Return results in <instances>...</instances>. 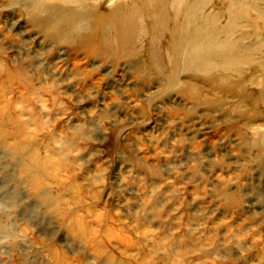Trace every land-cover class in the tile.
I'll return each instance as SVG.
<instances>
[{"label":"rangeland","instance_id":"rangeland-1","mask_svg":"<svg viewBox=\"0 0 264 264\" xmlns=\"http://www.w3.org/2000/svg\"><path fill=\"white\" fill-rule=\"evenodd\" d=\"M247 1L240 31L264 45V0ZM26 2L0 0V85L17 64L34 87L0 91V264H264V109L189 70L169 86L145 46L87 56L40 31ZM34 151L57 165L37 190L22 174ZM77 216L93 234L72 230Z\"/></svg>","mask_w":264,"mask_h":264},{"label":"bare ground","instance_id":"bare-ground-1","mask_svg":"<svg viewBox=\"0 0 264 264\" xmlns=\"http://www.w3.org/2000/svg\"><path fill=\"white\" fill-rule=\"evenodd\" d=\"M26 1L20 10L40 31L81 48L87 56L128 57L138 55L145 46V58L157 71L164 60L170 66L169 86L180 72L189 70L207 83L211 92L226 90L246 106L264 109V45L257 40L247 42L250 33L240 31L242 21L251 25L255 21L247 0H225L222 7L221 0H124L107 9L105 5L112 0ZM210 5L217 11L207 12ZM222 13L228 18L225 25L219 23ZM15 65L6 70L7 85H0V91H34L31 77ZM246 117L252 120L254 114ZM10 133L13 149H26L25 140L31 139L26 126L19 125ZM259 135L264 139V134ZM0 138L6 136L2 133ZM36 152L25 158L29 164L24 160L22 166V174L35 190L57 169L50 156L40 161ZM53 202L59 204V197L44 200V204ZM83 221V217H74L72 230H80L82 236L93 234L83 227Z\"/></svg>","mask_w":264,"mask_h":264}]
</instances>
